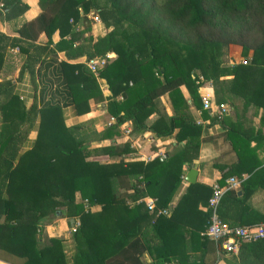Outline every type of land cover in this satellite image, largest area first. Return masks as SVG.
Listing matches in <instances>:
<instances>
[{
  "label": "trees",
  "instance_id": "1",
  "mask_svg": "<svg viewBox=\"0 0 264 264\" xmlns=\"http://www.w3.org/2000/svg\"><path fill=\"white\" fill-rule=\"evenodd\" d=\"M10 4L16 7L17 0ZM39 4L41 12L19 27L18 37L0 33V75L5 52L17 45L26 52L19 76L27 70L39 93L25 108L14 93L13 80L0 78V256L5 254L12 264H64L61 241L48 239L40 228L44 219L60 215L79 220L75 264H145L139 259L144 252L152 258L150 264H264V237L242 241L234 253L203 234L209 224L206 205L211 186L190 183L171 204L185 164L198 156L202 126L191 105L202 109L199 76L218 81L230 75V93L240 99L241 114L233 102L234 109L229 110L237 116H244L249 107L260 110L259 126H246L239 117L233 121L228 113L221 120L216 115L210 118L226 127L225 138L235 154L231 165L215 162L222 172L218 183L224 185L230 176L240 179L237 189L225 191L217 211L230 225H254L264 219L249 204L252 193L264 188L260 156L264 153V0H39ZM91 8L112 28L96 39L88 35L74 44V38L66 36L74 34L79 24H83L80 34L90 30ZM56 30L60 39L50 46ZM42 32L48 41L39 45L35 41ZM230 44L240 46L245 58L251 52L245 63H222V48ZM60 51L67 60L107 52L115 57L94 74L84 63L56 61ZM101 79L108 95L102 93ZM91 99L105 101L114 118L100 140L120 135L119 127L131 122L129 132L134 135L148 130L169 136L177 130V148L163 160L144 161L133 157L129 140L83 145L80 137L92 130L91 125H66L63 107L70 105L77 115L85 114ZM153 114L157 116L150 120ZM202 114L208 117L207 111ZM37 120L32 146L21 151ZM93 155L118 160L101 162L90 159ZM146 196L169 214L150 212L141 201ZM93 205L100 209L91 211ZM186 235L190 253L185 249ZM43 238L54 249L41 242ZM196 251L200 255L192 257Z\"/></svg>",
  "mask_w": 264,
  "mask_h": 264
},
{
  "label": "crops",
  "instance_id": "2",
  "mask_svg": "<svg viewBox=\"0 0 264 264\" xmlns=\"http://www.w3.org/2000/svg\"><path fill=\"white\" fill-rule=\"evenodd\" d=\"M5 1L9 4H7V7H5L3 4ZM11 1L13 0H0V33L5 34L9 37H18V29L19 27L27 21H31L34 18H36L39 13L41 12V7L39 4V0H17L16 7L10 6ZM23 6H26L23 8ZM79 13L82 14V9L79 8ZM91 13H96L97 17L99 18L98 21H92L89 16ZM87 18L90 21V30L84 32L83 34H80L83 28V24H79L75 27V32L72 35L66 36L67 39L72 36L74 38V44H78L81 38L85 36H92L93 39H96L100 35L105 34L109 30H111V26L107 27L104 22L101 20L99 13L97 9L91 8L89 12L87 13ZM71 21V20H70ZM60 39V35L58 30H56L51 35V44L50 46H53L58 40ZM48 41V36L42 32L39 34L37 40L35 43L39 45H44ZM231 50H233L238 58H240L238 61L231 63H228L227 65H231L234 63L242 62L246 59H248L251 55V52L248 54V58H245L242 56V50L241 47L238 45H228ZM228 48L227 46H225ZM18 49L15 51L14 49ZM5 58H4V66L1 70L0 78H6V79H12L14 82V93L17 94L19 99L21 100L23 106L25 108H28L32 102L34 97H38L39 93L35 91V88L33 86V83L31 81L30 74L27 70H25L21 76H19L20 68L23 64L26 52L24 50H20V48L15 46H10L5 52ZM112 54V58L115 57V53L113 52H107ZM242 56V57H241ZM236 57V56H235ZM48 59V58H46ZM86 59L85 56L78 57L76 59L67 60L65 58L64 52L60 51L56 54V61H62L67 60L68 62L75 63H83ZM224 64V62L222 61ZM38 64L36 65V67ZM232 77L230 75L228 76H222L218 81H206L205 84L201 85L198 89V93L200 98L203 95H209L212 97L215 103L223 102L226 103L229 108L234 109L233 106L230 104V102H233L235 106H237L240 111L238 112L241 114V101L239 98L233 97V95L230 93V85H231ZM100 88L102 90V93L104 95L109 94V90L107 88V84L105 80H99ZM182 91L185 94V96L188 97V94L186 92V89L182 87ZM160 100L165 107V111L168 115L171 114V110L168 104V101L166 97H160ZM189 103L190 100H188ZM231 105V106H230ZM89 108L90 110L81 115H77L73 109L72 106L67 105L63 107V116H64V122L68 126L76 125L78 123H88L91 125L92 130L87 132L86 134L82 135L80 137V141L83 145L90 147H98V146H107L112 142L119 143L124 141H130L131 146L134 148L135 152L133 157L135 159L139 160H145L146 156H151L154 153L158 152H164L165 155L168 153L173 152L177 147V140L175 139L174 134L177 132V130L174 131L172 135L169 136H158L157 141L153 144H147L143 143L141 140L143 137H146L153 132L151 131H144L140 134L134 135L130 132L127 134L123 133V128L131 130V122L124 123L119 127L120 135L115 136L113 138L108 139H99L100 133L103 131L106 125L113 123L114 119L109 115V113L106 110V102H94L92 99L89 100ZM191 112L197 122V124H200L202 126V132L200 136V146L198 151V156L196 159L193 160L191 164H185L183 174H182V180L180 183V186L175 193L174 199L172 201V205L175 204L181 193L185 190V188L190 184L185 179V176L187 172L193 168L197 171L195 182L202 183L208 186L212 187V184L218 182L220 179L222 172L216 167L214 164L217 161L219 164L222 165H231L235 161V154L233 151H231L229 140L225 138V132L226 127L223 126L219 121H211L210 116L208 114V117H204L202 114V109L195 108L193 105H191ZM208 113V112H207ZM259 111H255L253 107H249L246 114L244 116H240L234 113V110H229L228 115L226 117L231 118V120H236L237 117L243 118V124L244 125H251L255 129L259 126ZM157 114H153L150 117V120H153L156 118ZM219 118V117H218ZM219 120H221L219 118ZM37 126H38V120L35 122L32 130L30 131L27 139L24 141L21 147V151H24L25 149H28L32 146L34 139L36 137L37 133ZM184 143V141H182ZM181 142V144H182ZM252 142L251 144H253ZM142 144V145H141ZM261 158L264 159V153L260 152ZM90 159L99 160L101 162H112L118 160V158H112L107 155H93L90 157ZM129 159V158H128ZM194 183V182H193ZM123 190V189H121ZM241 192V190H238ZM242 193V192H241ZM240 193V194H241ZM150 197V196H147ZM75 199L76 202L81 201L80 193H75ZM141 201L144 202L142 199ZM145 203V202H144ZM249 204H252L254 206V214L256 216H260L261 218H264V188L259 187L257 190H255L252 195L249 198ZM89 209L91 211H97L100 209L99 205H93L90 206ZM3 220V218H2ZM261 223H264V219L261 221ZM257 224H260L257 223ZM255 225V224H254ZM79 226V220L77 218L71 219L63 216H55L52 218H46L43 221L40 222V228L42 229V232L48 239L56 238L61 241V248L64 255V264H75V259L78 257L77 253V243L74 238L75 231L77 227ZM45 238L41 239L40 241L43 243L46 242V245L50 244L53 245L50 241L44 240ZM185 249L187 253L191 252V242L189 239V236H185ZM54 249V245H53ZM193 256L200 255V251H196L194 253H191ZM5 258L0 256V264H12L11 260L7 258V256L4 254ZM139 259L142 262H145V264H150L152 261V258L147 252H144L142 256L139 257ZM80 261V260H79ZM168 264H176L175 262H170ZM217 264H225L223 261L218 262Z\"/></svg>",
  "mask_w": 264,
  "mask_h": 264
},
{
  "label": "built area",
  "instance_id": "3",
  "mask_svg": "<svg viewBox=\"0 0 264 264\" xmlns=\"http://www.w3.org/2000/svg\"><path fill=\"white\" fill-rule=\"evenodd\" d=\"M89 18L92 21H98L96 13H91ZM17 51L18 49H14ZM112 59V54L106 53L102 56H95L93 58H86L84 60L85 66L94 74H97L99 68L103 67L108 60ZM245 63V60L243 61ZM198 82L200 86L206 83V80L199 76ZM121 98V97H120ZM202 110L208 112L210 116L221 117L229 112V106L223 102L215 103L211 96L203 95L201 97ZM112 119H114L112 117ZM129 129L123 128V133L127 134ZM154 133L143 137L142 144H153L157 140ZM141 144V145H142ZM164 152L154 153L151 156H146L145 160H151L154 157H158L160 160L165 158ZM240 185V179L236 176H230L225 179L224 185H220L218 182L212 184V192L207 200L206 209L209 211V224L204 230L203 234L209 239L219 242L222 249L236 253L239 245L242 241H252L264 237V223L255 225H230L228 222L222 220L218 214L217 208L221 197L225 191L230 189H237ZM142 200V199H141ZM146 207L150 212L158 214L168 215L167 209H157L156 200L152 197L143 198Z\"/></svg>",
  "mask_w": 264,
  "mask_h": 264
},
{
  "label": "rangeland",
  "instance_id": "4",
  "mask_svg": "<svg viewBox=\"0 0 264 264\" xmlns=\"http://www.w3.org/2000/svg\"><path fill=\"white\" fill-rule=\"evenodd\" d=\"M225 46L222 48V55H221V60L224 62V64L231 63V61L236 62L240 58H238L237 54L229 48V46ZM236 56V57H235ZM242 57V56H241Z\"/></svg>",
  "mask_w": 264,
  "mask_h": 264
},
{
  "label": "water",
  "instance_id": "5",
  "mask_svg": "<svg viewBox=\"0 0 264 264\" xmlns=\"http://www.w3.org/2000/svg\"><path fill=\"white\" fill-rule=\"evenodd\" d=\"M196 174H197V171H196L195 169L191 168V169L187 172V174H186V176H185V179H186L188 182L193 183V182H195ZM238 193L240 194L241 192L238 191ZM71 221H73V219H71Z\"/></svg>",
  "mask_w": 264,
  "mask_h": 264
}]
</instances>
